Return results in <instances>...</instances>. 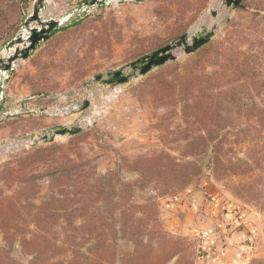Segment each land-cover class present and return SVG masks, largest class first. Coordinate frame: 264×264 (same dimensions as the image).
Here are the masks:
<instances>
[{
  "label": "rangeland",
  "instance_id": "obj_1",
  "mask_svg": "<svg viewBox=\"0 0 264 264\" xmlns=\"http://www.w3.org/2000/svg\"><path fill=\"white\" fill-rule=\"evenodd\" d=\"M34 1L21 20L0 15L1 50ZM218 1L116 0L77 12L72 21L87 20L65 23L18 66L31 100L0 122V264H204L205 232L226 235L219 224L236 221L263 242L264 0ZM55 3L54 19L82 0ZM214 25L199 53L177 51L128 84L95 81L131 74L178 32L204 37ZM73 127L83 130L42 141Z\"/></svg>",
  "mask_w": 264,
  "mask_h": 264
},
{
  "label": "water",
  "instance_id": "obj_2",
  "mask_svg": "<svg viewBox=\"0 0 264 264\" xmlns=\"http://www.w3.org/2000/svg\"><path fill=\"white\" fill-rule=\"evenodd\" d=\"M49 0H35L33 4L32 13L25 19L24 30L18 33L11 41L6 43L0 51V110L3 97L1 96V88L3 83L8 80L15 71V66L18 61H25L29 59L33 53L51 36L59 32L65 23L70 22V17L59 21L56 19H44L43 11ZM116 0H90L83 3L78 9L87 16L90 14L89 10L94 8H103ZM122 2H140L142 0H119ZM243 0H222V9L231 7H240ZM213 16L217 12L212 10ZM218 26L214 25L211 30L204 37L191 38L189 34L182 36L175 42L158 50L157 52L130 64L129 68L131 74L126 75L123 70L109 73L108 80L103 75L95 78L96 82L107 81L109 84H128L133 78L145 76L152 70L162 67L169 62L177 59L175 53L181 51L185 55H192L204 46L208 45L213 37ZM25 34L27 37L25 38ZM90 102H86L83 109L89 107ZM46 109L43 110L45 112ZM11 117V114H7ZM82 127H73L71 129H62L53 134L52 137H43V142H53L57 136H74L81 133Z\"/></svg>",
  "mask_w": 264,
  "mask_h": 264
},
{
  "label": "crops",
  "instance_id": "obj_3",
  "mask_svg": "<svg viewBox=\"0 0 264 264\" xmlns=\"http://www.w3.org/2000/svg\"><path fill=\"white\" fill-rule=\"evenodd\" d=\"M55 1L56 0L48 1L46 8L43 11L44 17L51 18L54 16L57 5ZM86 1L87 0H82V3H78L77 9H79ZM77 12L78 11L74 12L75 15L78 14ZM70 22L72 24L75 21L70 20ZM15 35L10 38L7 43L11 41ZM1 47L2 46H0V50ZM23 63V61H18L15 70ZM16 82L17 78L15 74L6 81L5 100L0 110V116L3 110L8 109L9 107L19 109V107L25 106L26 103L31 100L26 95L25 85L19 86ZM228 218H235L233 211L228 214ZM219 225L220 227L222 226V230H224L226 235H223V233L220 232L221 230L218 231V229H214L213 235H209V232L206 234L205 232V238L202 242L204 264H256V258L259 257V254H256V252H258L257 246L262 245V247H264V240L263 242H254L255 239L253 235L243 227L241 228V224L237 223V221L234 223L228 222V224ZM219 235L223 236L220 237Z\"/></svg>",
  "mask_w": 264,
  "mask_h": 264
},
{
  "label": "trees",
  "instance_id": "obj_4",
  "mask_svg": "<svg viewBox=\"0 0 264 264\" xmlns=\"http://www.w3.org/2000/svg\"><path fill=\"white\" fill-rule=\"evenodd\" d=\"M28 0H0V15L2 16H8V15H11L12 17V20L16 21L18 19L21 20V18L23 17L22 14H23V11L25 9V6H26V3H27ZM88 1V0H87ZM164 1V0H162ZM206 3V1H204ZM162 7L159 5L158 8L155 9V16L159 19H162L163 16L166 15L165 11H162L161 10ZM85 17H82V19H79V20H76L75 22H73L70 27L71 28H75V27H78L79 25H81L84 21H86L87 19H85ZM23 19V18H22ZM69 27V28H70ZM69 28L67 27V29H64L60 32H57L55 34H53L51 36V38L47 41V42H50L51 40H53L57 35L58 33H66L69 31ZM179 34L177 35L178 39H180L183 34H184V31L182 32H178ZM15 33H8L7 35L11 38ZM176 37V38H177ZM177 39V40H178ZM163 47L159 48V49H162ZM205 49V47H203ZM203 48H201L200 50L197 51V53H199L200 51H203ZM159 49L157 50H154L153 53L157 52ZM208 51V50H207ZM152 53V54H153ZM196 53V54H197ZM40 95H43L45 97L44 94H40Z\"/></svg>",
  "mask_w": 264,
  "mask_h": 264
},
{
  "label": "built area",
  "instance_id": "obj_5",
  "mask_svg": "<svg viewBox=\"0 0 264 264\" xmlns=\"http://www.w3.org/2000/svg\"><path fill=\"white\" fill-rule=\"evenodd\" d=\"M96 8H94L95 10ZM79 12V11H78ZM90 13H93V9H90L89 10ZM80 13H83V12H80ZM84 14V13H83ZM75 14H60L56 20H63L65 19L66 17H70V20L72 19H75L74 17ZM50 19H54V18H50ZM7 81V80H6ZM6 81L3 83L2 85V88H1V96L3 97V102L1 103V108H2V105L4 103V100H5V91H6ZM45 108H39L38 110H33V109H30L31 111H28V112H32V114H35L37 112H40V113H43V110ZM26 111L23 109L21 110H18V109H15V108H11L9 107L8 109L6 110H3V112H1V116H0V122H2L3 120L5 119H8V118H11V117H15V116H18V115H21V114H24ZM7 114H11V117H7ZM27 144L29 145H34L35 144V140H29L26 142Z\"/></svg>",
  "mask_w": 264,
  "mask_h": 264
},
{
  "label": "bare ground",
  "instance_id": "obj_6",
  "mask_svg": "<svg viewBox=\"0 0 264 264\" xmlns=\"http://www.w3.org/2000/svg\"><path fill=\"white\" fill-rule=\"evenodd\" d=\"M220 6V2L218 0H215V2L213 3V9H218V7ZM223 18V17H222ZM221 20V19H220ZM214 22V21H213ZM212 23V22H211ZM27 37V34H25V38Z\"/></svg>",
  "mask_w": 264,
  "mask_h": 264
}]
</instances>
